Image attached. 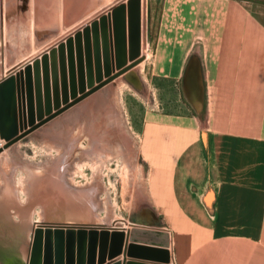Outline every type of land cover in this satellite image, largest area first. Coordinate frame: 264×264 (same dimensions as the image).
I'll return each mask as SVG.
<instances>
[{
  "label": "rangeland",
  "instance_id": "rangeland-1",
  "mask_svg": "<svg viewBox=\"0 0 264 264\" xmlns=\"http://www.w3.org/2000/svg\"><path fill=\"white\" fill-rule=\"evenodd\" d=\"M19 1L0 0V143L2 156L14 154L0 160V248L6 262L23 264L29 257L32 229L41 218L38 227L51 230L124 231L121 257L133 259L125 256L131 227L163 226L135 206L147 189L148 166L140 152L152 124L178 121L188 108L205 118L206 107L197 111L183 82L190 59L201 58V49L195 46L177 70L167 71L181 58L177 49L172 55L165 49L170 32L179 28L164 25H180L181 20L166 14L167 0H138L137 33L132 0H92L91 15L66 17L65 31L36 30L42 18H58L21 15L27 0L21 7ZM174 39L179 41L178 34ZM30 164L42 167L41 174L46 171L33 187L23 179ZM18 215H27L25 229L17 228ZM170 247L174 258L171 239V253Z\"/></svg>",
  "mask_w": 264,
  "mask_h": 264
},
{
  "label": "crops",
  "instance_id": "crops-1",
  "mask_svg": "<svg viewBox=\"0 0 264 264\" xmlns=\"http://www.w3.org/2000/svg\"><path fill=\"white\" fill-rule=\"evenodd\" d=\"M91 1L27 0L20 14L59 17L36 30L60 31L66 17L90 16ZM166 14L181 19L164 25L178 26L165 49L181 56L167 71L201 49L207 113L202 120L188 108L149 126L140 152L147 189L135 206L163 226H140L170 233V264L177 255L180 264H264V0H167Z\"/></svg>",
  "mask_w": 264,
  "mask_h": 264
},
{
  "label": "water",
  "instance_id": "water-1",
  "mask_svg": "<svg viewBox=\"0 0 264 264\" xmlns=\"http://www.w3.org/2000/svg\"><path fill=\"white\" fill-rule=\"evenodd\" d=\"M138 0H132L133 22L137 33L139 7ZM184 93L197 111L202 110L205 104V86L203 81L202 65L199 57H192L184 74ZM45 238L40 230L36 231L35 240L29 250L28 264H106L123 253L126 241L124 231L111 232L108 229L79 230L56 229L54 232L47 229ZM168 231L134 227L131 232L132 243L125 252L131 258H142L167 264L171 253ZM155 243L159 247L139 245L135 242ZM44 252V253H43ZM109 264H121L112 261ZM122 264H148L137 260H124Z\"/></svg>",
  "mask_w": 264,
  "mask_h": 264
},
{
  "label": "bare ground",
  "instance_id": "bare-ground-1",
  "mask_svg": "<svg viewBox=\"0 0 264 264\" xmlns=\"http://www.w3.org/2000/svg\"><path fill=\"white\" fill-rule=\"evenodd\" d=\"M106 1V0H105ZM43 2V1H42ZM65 6V5H64ZM3 7V6H2ZM5 7H7V6H5ZM7 8H9V7H7ZM116 8V7H115ZM3 9V8H2ZM8 10V9H7ZM112 10V9H111ZM5 11V10H4ZM8 12V11H7ZM125 12V11H124ZM3 13V12H2ZM5 14V13H4ZM126 14V13H125ZM127 15V14H126ZM104 16V15H103ZM3 19H5V16H4V18ZM34 19V18H33ZM36 19V18H35ZM105 19V18H104ZM61 20V18H59L58 17V19H57V21L56 22H59ZM54 21V20H53ZM62 21V20H61ZM61 21L59 22V23H61ZM93 21H94V19H93ZM4 22V21H3ZM8 22V21H7ZM101 23V22H100ZM108 24V23H107ZM45 25V24H44ZM111 25V24H110ZM4 27H6V25L4 24ZM36 27H38V26H36ZM87 27V26H86ZM114 27V26H113ZM35 28V27H34ZM5 29V28H4ZM72 31V30H71ZM99 31V30H98ZM111 31H113V30H111ZM107 32H109V31H107ZM3 33H5V31L3 32ZM89 36V35H88ZM98 36V35H97ZM113 36V35H112ZM5 37V36H4ZM91 37V36H90ZM113 40V39H112ZM111 40V41H112ZM103 41V40H102ZM27 44V43H26ZM5 45V44H4ZM76 45V44H75ZM78 45V44H77ZM83 48V47H82ZM50 49V48H49ZM52 49V48H51ZM65 51H66V49H65ZM68 51V50H67ZM77 51V53H78V50H76ZM50 52V50L49 51H46V53L48 54ZM66 53V52H65ZM76 53V52H75ZM74 53V54H75ZM69 54V53H68ZM75 58V57H74ZM78 58V57H77ZM84 58H85V56H84ZM36 59V58H35ZM102 59H103V57H102ZM116 59V58H115ZM70 61V60H69ZM76 61V60H75ZM113 61V60H112ZM130 62V61H129ZM77 63V62H76ZM78 63H79V61H78ZM116 63V62H115ZM114 63V64H115ZM67 65V64H66ZM69 65V64H68ZM137 65V64H136ZM85 67V66H84ZM119 67H121V66H119ZM132 68V67H131ZM119 69V68H118ZM70 70V69H69ZM58 72V71H57ZM115 73V72H114ZM59 74V73H58ZM78 75V74H77ZM70 76V75H69ZM105 77V76H104ZM108 77V76H107ZM106 77V78H107ZM44 78V77H43ZM49 78V77H48ZM50 78H51V75H50ZM76 78H77V76H76ZM42 79V78H41ZM78 79V78H77ZM99 79V78H98ZM102 80L103 79H101L100 81L102 82ZM79 81V80H78ZM60 82V81H59ZM42 83V82H41ZM92 83V82H91ZM109 83H110V81H109ZM99 84H100V82H99ZM106 84H107V82H106ZM93 85V84H92ZM97 85V84H96ZM45 86V85H44ZM91 86V85H90ZM85 87H88V86H86L85 85ZM93 88V87H92ZM95 88V87H94ZM100 88V87H99ZM69 89V88H68ZM85 90H86V88H85ZM78 91H79V89H78ZM87 91H88V89H87ZM52 92V91H51ZM91 92V91H90ZM69 93V92H68ZM80 93V92H79ZM78 93V94H79ZM93 92H91L90 94H92ZM78 94H76L77 95V97H78ZM85 94V93H84ZM88 94V93H87ZM51 95H52V93H51ZM86 95V94H85ZM89 95V94H88ZM26 98V97H25ZM76 97H74L73 98V100L75 99ZM85 98V97H84ZM70 99V98H69ZM80 99V98H79ZM81 100V99H80ZM72 101V100H71ZM83 101V100H82ZM94 101V100H93ZM69 102V101H68ZM68 102H66V103H68ZM77 102V101H76ZM97 102V101H96ZM65 103V105H67ZM73 103V102H72ZM79 103V102H78ZM102 104V103H101ZM64 105V104H63ZM94 105V104H93ZM103 105V104H102ZM58 106H60L59 104H58ZM83 106V105H82ZM69 107H71V106H69ZM85 107H89V104L88 105H86ZM90 108V107H89ZM93 108V107H92ZM92 108H90V110L92 109ZM105 109H106V107H104ZM78 109V108H77ZM107 109H109V107H107ZM106 109V110H107ZM87 110H89V109H87ZM93 110V109H92ZM91 110V111H92ZM79 111V110H78ZM100 111H101V113H103V110H102V108H100ZM87 112V111H86ZM85 112V113H86ZM107 112V111H106ZM80 113V112H79ZM90 113H92V112H90ZM82 115V114H81ZM87 115V114H86ZM88 115H89V113H88ZM91 115V117H92V114H90ZM95 115V114H94ZM93 115V116H94ZM89 118V117H88ZM99 120V119H98ZM118 126V125H117ZM28 127V126H27ZM30 128V127H29ZM1 137V136H0ZM1 139V138H0ZM3 139V138H2ZM1 139V140H2ZM4 140V139H3ZM19 140V139H18ZM5 142V141H4ZM13 144H14V142H13ZM61 145H62V143H60ZM59 144V145H60ZM83 145V144H82ZM70 145H67V147H69ZM78 148V147H77ZM79 149V148H78ZM5 151V148L3 147V146H1V143H0V160H2L3 158L4 159H7V158H9V157H11L12 155L14 156V154H12V155H3L2 156V154H3V152ZM77 151V150H76ZM12 156V157H13ZM11 157V158H12ZM16 159H17V157H15ZM15 159V160H16ZM1 163H3V161L1 162ZM0 163V164H1ZM7 163V162H6ZM2 165V164H1ZM15 165V164H14ZM2 167V166H1ZM7 168V167H6ZM8 169V168H7ZM19 169V168H18ZM42 169V167H36V166H34V165H32V164H30V165H26L25 166V168H24V172H25V177L23 178L24 179V183H26L27 184V186H31L32 185V187L33 186H36L37 184H39L38 183V181L40 182V180L43 178V177H45V173H46V171H43L44 173L43 174H41V170ZM53 172V171H52ZM51 173V172H50ZM8 174H9V172H8ZM13 174V173H12ZM56 174V173H55ZM48 175V174H47ZM57 175V174H56ZM57 177V176H56ZM7 178V177H6ZM57 178H59V176L57 177ZM56 178V179H57ZM55 180V179H54ZM57 181V180H56ZM62 182V181H61ZM64 182V181H63ZM58 183H60V182H58ZM65 183V182H64ZM3 185V184H2ZM24 185V184H23ZM60 185V184H59ZM62 185H63V183H62ZM25 187V188H28V187ZM0 187H1V185H0ZM31 187V188H32ZM23 188V186H21V189ZM37 188H39V185L37 186ZM4 189V188H3ZM3 189H2V191H3ZM24 189V188H23ZM80 189V188H79ZM95 189V188H94ZM6 190V189H5ZM8 190V189H7ZM26 190V189H25ZM31 190V189H30ZM92 190V189H91ZM24 190H22V192H23ZM26 191H28V190H26ZM0 192H1V190H0ZM35 192H36V190H35ZM71 192V191H70ZM78 192V191H77ZM9 193V192H8ZM10 193H11V191H10ZM27 193L28 192H26V195H27ZM0 194H2V193H0ZM34 195V194H33ZM94 196H95V194H94ZM1 197V196H0ZM3 198V197H2ZM26 198V197H25ZM28 198V197H27ZM42 200V199H41ZM86 200V199H85ZM5 201V200H4ZM94 201V200H93ZM26 202V201H25ZM43 202V201H42ZM93 206V205H92ZM41 214V213H40ZM45 214V213H44ZM20 215H18V217H19ZM25 217H27V215H25ZM25 217L23 218L22 216H20V218H18L17 220H18V224H17V228H19L20 230H22V229H25V227H26V224H25ZM40 217H41V215H40ZM42 222V218L41 219H37L36 220V224L34 225V227H33V229H32V234H31V239L32 240H34L35 239V236H36V231L37 230H40L41 232H42V236H45L44 234H46V231H47V229H45V228H43L42 226L41 227H38L39 225L38 224H40ZM128 222V221H127ZM28 226V225H27ZM31 226V225H30ZM134 227H139V228H146V227H143V226H140V225H134ZM134 227H131L132 229L134 228ZM29 229H30V227H29ZM132 229H131V231H132ZM27 230V229H26ZM25 231V230H24ZM55 230H53V232H54ZM130 231V232H131ZM29 232H31V231H29ZM129 240H130V235H128V246L131 244L130 242H129ZM141 241H138L137 243H140ZM144 245H147V246H154V247H158V245H154V243H149V242H145V243H143ZM127 248V247H126ZM124 254V253H123ZM128 256V254L125 252V256ZM109 262V261H108ZM6 263V262H5ZM108 264V263H107Z\"/></svg>",
  "mask_w": 264,
  "mask_h": 264
},
{
  "label": "flooded vegetation",
  "instance_id": "flooded-vegetation-1",
  "mask_svg": "<svg viewBox=\"0 0 264 264\" xmlns=\"http://www.w3.org/2000/svg\"><path fill=\"white\" fill-rule=\"evenodd\" d=\"M1 250H0V264H8L7 262H6V257H5V250H3L2 248H0ZM8 257H10V256H8ZM7 257V258H8ZM10 259H11V262H13V260L15 259L14 257H10ZM28 259H29V257L26 259V260H24V263L23 264H28ZM6 262V263H5Z\"/></svg>",
  "mask_w": 264,
  "mask_h": 264
}]
</instances>
